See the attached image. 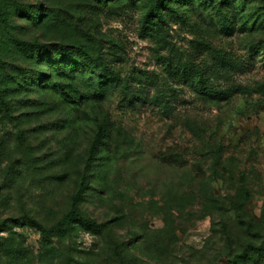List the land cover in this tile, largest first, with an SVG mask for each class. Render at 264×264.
<instances>
[{"label":"rangeland","instance_id":"rangeland-1","mask_svg":"<svg viewBox=\"0 0 264 264\" xmlns=\"http://www.w3.org/2000/svg\"><path fill=\"white\" fill-rule=\"evenodd\" d=\"M153 1L0 0V264H264V0Z\"/></svg>","mask_w":264,"mask_h":264},{"label":"trees","instance_id":"trees-1","mask_svg":"<svg viewBox=\"0 0 264 264\" xmlns=\"http://www.w3.org/2000/svg\"><path fill=\"white\" fill-rule=\"evenodd\" d=\"M101 2H105L106 0H99ZM168 0H154L153 3L149 6L148 11L143 16L142 20V32H150L152 31L154 25L157 23H164V12L165 10H168L167 6ZM0 19L4 20V8L3 4L0 2ZM184 73V72H183ZM182 73V74H183ZM0 105H3L2 101L0 100ZM108 133V123L104 122L98 126V133L94 139V144L92 146V153H96L98 151V148L104 144V139L106 138ZM81 199V195L78 194L75 196L73 200V204L71 207L70 212L59 222L53 229L56 232L57 237H61L62 235V226H72V225H78L80 228H82L87 233H90L91 235L100 236L102 226L96 224L93 221H90L86 218H84L77 209V202ZM34 228H36L41 236L45 239H49V233L47 229H45L42 225H40L38 222L34 220H29V222ZM246 249H254L251 245H246Z\"/></svg>","mask_w":264,"mask_h":264}]
</instances>
